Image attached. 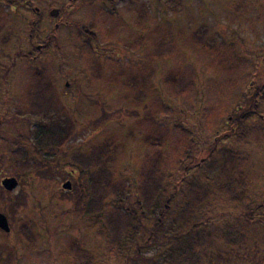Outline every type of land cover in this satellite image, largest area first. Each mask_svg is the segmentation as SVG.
Segmentation results:
<instances>
[{"label": "rangeland", "instance_id": "1", "mask_svg": "<svg viewBox=\"0 0 264 264\" xmlns=\"http://www.w3.org/2000/svg\"><path fill=\"white\" fill-rule=\"evenodd\" d=\"M46 5L57 8V16H50ZM0 7V38L9 37L0 46V180L13 176L11 151L28 143L20 135L31 124L14 116L13 108L22 102L34 72L42 69L73 117L74 132L62 151L112 141L119 147L118 179L135 178L146 156L158 149L147 141L152 131L162 134L160 150L169 160L187 143L194 145L195 155L214 143L216 150L228 147L241 159L247 156L241 167L248 184L244 205L215 204L209 220L240 225L248 239L237 246L215 239L201 250L199 264H264L262 208H255L264 203V121H258L263 127L258 142L235 143L220 136L225 128H206L208 117H224L246 86V92L253 90L264 56V0H0ZM138 9L145 10L141 20ZM81 29L95 34L99 79L86 71L88 37ZM199 34L202 43L195 38ZM162 37L173 38L176 50L169 57H153L151 44ZM37 45H43L40 51ZM184 74L193 83L186 93L176 94L166 80ZM135 75L134 80L146 81L134 89L129 80ZM139 91L141 100L136 99ZM46 166L23 176L11 191L0 187V212L10 226L9 232L0 230V264H71L66 247L72 240L97 256L95 264H120L105 255L100 228L78 213L74 178ZM66 180L69 190L61 187ZM247 210L253 221H244ZM26 221L31 230L22 224Z\"/></svg>", "mask_w": 264, "mask_h": 264}, {"label": "trees", "instance_id": "2", "mask_svg": "<svg viewBox=\"0 0 264 264\" xmlns=\"http://www.w3.org/2000/svg\"><path fill=\"white\" fill-rule=\"evenodd\" d=\"M144 13L145 10L138 9L139 20ZM3 14L0 10L1 19ZM80 32L88 37V43L84 44L90 57L86 71L92 79H99L101 66L93 56L97 47L92 45L95 34L87 33L86 29ZM195 38L202 43L200 34ZM8 41V35L1 36L0 46ZM175 50L174 39L162 37L151 44L150 53L153 57H169ZM132 77L129 84L134 89L146 81L134 80L136 75ZM255 77L252 92H246V86L224 117H208L206 128L209 131L225 128L220 136L231 138L235 143L260 140L263 127L258 121H264V114L260 112L264 102V56L258 62ZM168 78L166 81L176 94L186 93L193 83L190 74ZM142 94L139 91L136 99L141 100ZM22 99L14 106L13 115L28 120L31 125L27 134L20 135L28 143L17 145L11 151L12 175L20 181L30 172L52 164L72 176L78 192L75 204L81 203L78 213L103 232L107 258L120 264L138 261L142 264H148L145 261L149 264H199L201 250L210 247L215 239H224L232 246L244 244L248 239L240 225L209 220L217 209L213 211L215 204L221 208L244 205L248 184L246 169L244 165L241 167L247 156L241 159L228 147L216 150L214 143L207 144L195 155L194 145L187 143L180 154L169 160L160 150L162 134L154 136L152 131L146 135L147 141L158 149L146 156L135 178L118 179L114 162L119 147L112 141L103 140L82 151H62V145L74 132V122L49 73L36 70ZM245 207L250 210L249 202ZM255 208H262L260 216L264 223V203L256 204ZM248 210L244 212L245 222L253 221ZM22 224L31 230L29 221ZM26 237L29 239L30 234ZM66 248L73 257L71 264H95L97 256L77 240H72ZM150 251L151 257L146 256Z\"/></svg>", "mask_w": 264, "mask_h": 264}, {"label": "water", "instance_id": "3", "mask_svg": "<svg viewBox=\"0 0 264 264\" xmlns=\"http://www.w3.org/2000/svg\"><path fill=\"white\" fill-rule=\"evenodd\" d=\"M49 14L51 16H57L58 9L57 8L51 9L49 11ZM263 93H264V91H263ZM17 184H18V180L14 176H5L0 180V186L2 187V189L6 190V191H11V190L15 189ZM61 187L63 189L69 190V189H71V182L69 180H66L62 183ZM0 230H2L4 232L10 231V226H9L8 220H7L6 216L1 212H0Z\"/></svg>", "mask_w": 264, "mask_h": 264}, {"label": "flooded vegetation", "instance_id": "4", "mask_svg": "<svg viewBox=\"0 0 264 264\" xmlns=\"http://www.w3.org/2000/svg\"><path fill=\"white\" fill-rule=\"evenodd\" d=\"M3 1V0H2ZM47 6V5H46ZM47 10H48V14H49V11L51 10V9H53V7H50V6H47V7H45ZM0 10H2L3 11V9L0 7ZM35 11L36 12H38V8L37 7H35ZM50 15V14H49ZM2 16H4V14L2 15ZM1 16V17H2ZM51 16V15H50ZM1 19V18H0ZM36 20L39 22V20L35 17V18H33V21L34 22H36ZM31 24H33L32 22H31ZM32 34H30L29 36H31ZM42 47H43V45L41 46V45H37L36 46V49L37 50H41L42 49Z\"/></svg>", "mask_w": 264, "mask_h": 264}]
</instances>
